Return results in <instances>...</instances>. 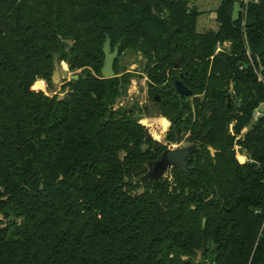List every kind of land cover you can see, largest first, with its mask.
Returning a JSON list of instances; mask_svg holds the SVG:
<instances>
[{"label": "trees", "instance_id": "16d2710c", "mask_svg": "<svg viewBox=\"0 0 264 264\" xmlns=\"http://www.w3.org/2000/svg\"><path fill=\"white\" fill-rule=\"evenodd\" d=\"M191 2L0 0V264H264V0H222L203 34ZM107 38L157 85L187 73L191 99L155 92L189 176L146 177L168 147L114 109L132 76L103 78ZM57 60L82 71L62 98L38 85Z\"/></svg>", "mask_w": 264, "mask_h": 264}, {"label": "rangeland", "instance_id": "374dc122", "mask_svg": "<svg viewBox=\"0 0 264 264\" xmlns=\"http://www.w3.org/2000/svg\"><path fill=\"white\" fill-rule=\"evenodd\" d=\"M221 1L222 0H192L191 3L193 5H196L198 6V8H201L203 10V15L201 16L200 23L198 25V32L200 34L209 32L210 28L209 27L203 28L204 26L203 23H205V21H207L208 24L214 23L212 16L213 11L219 8V4L221 3ZM240 11H241L240 4H237L234 14L235 19L238 18ZM229 49H230V44L226 43L218 47L216 54L224 51H228ZM116 62H118V65L121 67V71H122L120 75L121 77L125 75H130L132 77L130 79L129 85H127L126 94L116 102L114 109L115 110L125 109V108L138 109L145 105L148 106L153 105V103L148 98L149 93L152 92L150 91L151 87L149 81L147 80L146 76H142L141 73L142 70H140V69H144L145 62H147L146 60H144L143 56L142 55L139 56L132 51H126L123 54L119 53ZM60 66H61L60 83L51 85L45 80H40L45 82L46 84V89H45L44 84L38 81L39 82L38 85L41 84L40 88L39 87L38 88L41 91H43L47 96L50 97L59 96L60 98L64 97L65 96V92L63 90L64 86L70 81H72L76 76L82 73V71H77V72L71 71L69 66L65 62H61ZM169 83L170 80L168 79L167 85H169ZM263 111H264V106H262L260 110H258L256 113L259 116L262 115ZM257 114L255 116L254 121H256L259 117H261V116L258 117ZM136 117L140 122L139 124H141L148 130V133L151 135L153 140L158 143H161L164 146H167L168 149L171 148L181 149V148H187L193 146L192 143H190L189 141L190 135H184L183 140L178 143L169 144L167 140V136L171 129L172 123L168 119L160 117L158 110L151 109L149 112H146L145 115H142L141 113L138 112V114H136ZM164 121L169 122V126L166 128V130H164V128L161 125V123ZM247 129H249V127ZM241 159H243L244 161V158L241 157ZM165 177L171 179V171L167 172V174H165Z\"/></svg>", "mask_w": 264, "mask_h": 264}, {"label": "water", "instance_id": "95a60500", "mask_svg": "<svg viewBox=\"0 0 264 264\" xmlns=\"http://www.w3.org/2000/svg\"><path fill=\"white\" fill-rule=\"evenodd\" d=\"M104 66L101 70V74L104 79H112L116 77L115 73V63L119 55V47H116L114 50L112 48L111 39L107 38L104 44ZM55 70L52 77L53 84L60 83L61 73H60V62L57 60L55 62ZM78 80V76L74 78ZM176 91L182 97H192L193 92L181 81H175ZM228 104H231V98L228 99ZM202 131L198 132V136H201ZM204 135L203 137H206ZM197 148L195 146H190L187 148H171L167 149L160 159L156 162H153L149 165V171L147 174V178L155 181H160L165 177L167 172L179 168L182 172L185 173L186 176L190 175L192 167L189 166L190 156L195 154ZM211 155L214 157L216 152L213 148H209ZM199 199H203V194L199 195ZM196 208H193L195 210ZM206 224V220H204V226ZM199 259H201V254L199 255Z\"/></svg>", "mask_w": 264, "mask_h": 264}, {"label": "flooded vegetation", "instance_id": "af4514ba", "mask_svg": "<svg viewBox=\"0 0 264 264\" xmlns=\"http://www.w3.org/2000/svg\"><path fill=\"white\" fill-rule=\"evenodd\" d=\"M156 66L153 65L152 68H155ZM142 70V76H146L147 80L149 81V84H150V87H151V90L152 91L151 93H149V100L153 103V105H145L143 107H140V108H136V112H140L139 110H144L143 112L146 114V110H148L147 112H149L151 109H154V110H159L158 107H157V104H161L162 105V98L161 96L156 93V88H162V87H165V86H168L167 83H168V79L170 80V83L169 85H171V90L173 89L174 90V94L177 96V97H180V98H188V99H191V97H182L177 91H176V86H175V81H181L185 84V78L187 76V73L184 72V69L183 68H179V64L178 63H175V68L171 71H167V80L166 82L163 84V85H157L155 82L151 81L150 78H149V74L147 72L148 70V63L145 62V67L144 69H140ZM186 85V84H185ZM160 113V111H159ZM160 117L164 118L161 114H159ZM166 119V118H165ZM140 123V122H139ZM199 131H202V130H196L197 132V135H198V132ZM207 133L203 134L201 133V136L202 137H199L200 139L202 138H205L203 137L204 135H206ZM194 146V145H193ZM196 147V146H195Z\"/></svg>", "mask_w": 264, "mask_h": 264}, {"label": "crops", "instance_id": "0c3cea01", "mask_svg": "<svg viewBox=\"0 0 264 264\" xmlns=\"http://www.w3.org/2000/svg\"><path fill=\"white\" fill-rule=\"evenodd\" d=\"M220 4H219V6H220ZM193 6H196V5H193ZM196 7L198 8V6H196ZM198 9L203 13V10L201 8H198ZM204 13H206V12H204ZM212 16H213L214 23L213 24L212 23L211 24H208L207 21H205V23H203V25H204L203 28L209 27L210 28L209 31H217L218 30V25L216 23V18H217L216 10L213 11V15ZM200 19H201V17L199 18L198 25L200 23Z\"/></svg>", "mask_w": 264, "mask_h": 264}, {"label": "bare ground", "instance_id": "6f19581e", "mask_svg": "<svg viewBox=\"0 0 264 264\" xmlns=\"http://www.w3.org/2000/svg\"><path fill=\"white\" fill-rule=\"evenodd\" d=\"M161 125L164 128V130H166V128L169 126V122L168 121H164V122L161 123Z\"/></svg>", "mask_w": 264, "mask_h": 264}, {"label": "built area", "instance_id": "2783aa9c", "mask_svg": "<svg viewBox=\"0 0 264 264\" xmlns=\"http://www.w3.org/2000/svg\"><path fill=\"white\" fill-rule=\"evenodd\" d=\"M247 1H248V0H246V2H247ZM259 80L262 81L261 78H259ZM257 111H258V110H257ZM260 113H261V112H260ZM260 113H259V114H260ZM256 114H257V113H256ZM255 116H256V115H255ZM257 116H258V114H257ZM259 116H262V115H259ZM259 116H258V117H259ZM259 118H260V117H259ZM259 118H258V119H259Z\"/></svg>", "mask_w": 264, "mask_h": 264}]
</instances>
